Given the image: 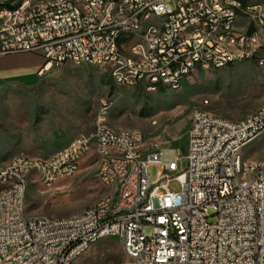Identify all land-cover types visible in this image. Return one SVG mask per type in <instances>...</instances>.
<instances>
[{"label":"built area","instance_id":"1","mask_svg":"<svg viewBox=\"0 0 264 264\" xmlns=\"http://www.w3.org/2000/svg\"><path fill=\"white\" fill-rule=\"evenodd\" d=\"M24 53L44 57L40 76L88 65L119 87L181 91L202 74L264 66V0H0V57ZM100 103L93 136L0 171V264H75L106 239L122 245V264H264V159H244L264 135V105L242 120L195 109L185 156L163 164L161 143L113 128L112 100ZM93 150L106 193L76 215L29 216L30 186L77 175Z\"/></svg>","mask_w":264,"mask_h":264},{"label":"rangeland","instance_id":"2","mask_svg":"<svg viewBox=\"0 0 264 264\" xmlns=\"http://www.w3.org/2000/svg\"><path fill=\"white\" fill-rule=\"evenodd\" d=\"M126 41L124 36L120 44ZM103 98L113 102L110 125L142 130L148 143L159 142L165 147L162 163L168 164L187 152L195 109L242 120L264 105V66L245 63L202 74L181 91L119 87L103 69L74 64L52 68L33 86L6 85L0 89V171L16 157H48L80 135L93 136ZM244 159H264V135L246 148ZM98 160L93 150L83 159L77 175L61 179L51 188L41 183L30 186L28 215L68 217L95 204L106 193L98 177ZM181 164L187 169V160ZM158 172L157 166H149L150 182H157ZM169 186L180 189L177 181ZM125 261L120 242L106 239L93 245L75 264Z\"/></svg>","mask_w":264,"mask_h":264},{"label":"crops","instance_id":"3","mask_svg":"<svg viewBox=\"0 0 264 264\" xmlns=\"http://www.w3.org/2000/svg\"><path fill=\"white\" fill-rule=\"evenodd\" d=\"M244 5L258 0H238ZM45 65L41 55L24 53L0 57V89L9 84L33 86L40 79V71Z\"/></svg>","mask_w":264,"mask_h":264}]
</instances>
